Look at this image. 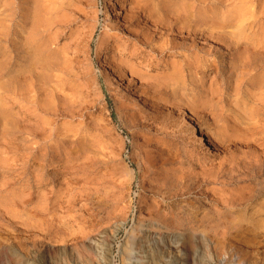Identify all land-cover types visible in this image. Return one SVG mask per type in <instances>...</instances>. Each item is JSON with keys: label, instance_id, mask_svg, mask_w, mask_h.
I'll return each mask as SVG.
<instances>
[{"label": "rangeland", "instance_id": "obj_1", "mask_svg": "<svg viewBox=\"0 0 264 264\" xmlns=\"http://www.w3.org/2000/svg\"><path fill=\"white\" fill-rule=\"evenodd\" d=\"M90 1L92 5L86 6L85 14L96 13V17L91 16L90 19L88 15L86 21L83 16V20L78 17V22L59 40V46H62L69 41L71 32L77 29L80 31L81 28L84 29L81 32H86L94 23L90 37L82 40L86 44L82 41L80 43L83 45L80 54L77 52L78 69L70 70L73 74L69 71L63 73L64 77L58 74L56 81H51L50 85L55 86L56 92L40 89L43 82L21 90L24 85H19L20 80L16 83L18 90L14 91L9 72L11 68L5 64L7 70L0 72V264H34L40 256L52 254L57 249L72 250L78 264H130L135 259L134 253H129V256L123 253L131 230L139 219L144 223L152 221L156 226L157 219L149 215L162 210L157 198L148 192V184L144 179L159 181L170 169H176L177 176H180L189 167L193 179L198 180L195 188L198 193L210 188L217 191L227 187L226 177L219 178L218 183L207 184L201 182L200 176L195 178V174L207 168L209 163L214 166L218 164L221 149L207 148L198 143L182 110L196 114L198 129L213 139L217 138L216 130H221L224 121L216 120L214 127L210 108H190L194 102L200 105L203 100H207V88H218V94L213 100L217 104L216 114H220V106H223L222 116L240 117L243 115L242 108H249L251 94L257 90L245 82L248 74L239 63V57L233 54L235 47L228 46L224 38L216 42L201 39L205 56L209 59L206 64L213 58L222 61L226 67H233L236 77L228 79V72L214 74L206 67L196 72L191 69L193 74L191 72L189 76L187 73L183 85L175 94V100L170 97L165 103L162 102L160 113H157L153 121L149 119L152 116L140 107L139 95H132L128 88L137 90L141 83H146L147 75L152 77L162 68L156 67L157 71L153 70L154 63L153 66L147 62L140 63L134 57L126 56L125 50L113 54L109 42L100 44L105 33L112 35L109 41L127 43L119 37L120 31L106 26L111 14L105 7V0ZM112 1L122 23V8H128L129 1ZM7 2L0 0V20H4L8 12ZM249 2L246 15H243L237 8L240 7L238 0H221L223 16L229 19V22L221 24L222 30L243 29L248 37L239 42L242 46L240 49L245 44L248 48L264 47V0ZM234 7L238 10L234 11ZM247 16L252 18L245 19ZM7 46V37L0 35V54L6 55ZM112 56L116 62H123L121 66L127 65L131 70L135 68L134 73L126 68L122 75L117 76L109 70V66L105 67L108 68L105 72L104 62H109ZM255 56L254 60L264 61V53ZM0 58L1 62L6 56ZM175 59L181 57L175 55ZM164 60H167V54ZM107 72L111 76L106 75ZM85 74L88 76L84 77ZM89 76L97 81L88 79ZM138 76L144 79H138ZM242 76L243 80L239 83ZM174 101L180 105L177 106ZM175 150L181 154V163L166 162ZM242 150L247 149L239 146L230 148L228 155L232 157V165L238 164ZM91 188H95L96 197L99 198L95 201L101 200L106 194L111 196L113 201L110 210L114 211L112 216L116 218H106L110 210L100 202L88 199L91 191H95ZM204 196H200L202 202L207 203ZM187 197L189 202H194L195 194L183 195L181 198ZM181 202L186 204L185 201ZM203 207L205 209L199 210L198 217L214 208L206 204ZM215 210L219 211L217 208ZM122 213L126 217L124 224L121 221ZM161 232L168 233L165 228H161ZM154 233L152 236L156 237L157 230ZM178 233H181V229L172 232ZM208 235L205 259L213 264L214 258L217 259L214 249L216 238L212 232ZM107 241L110 249L108 252L104 248ZM159 243L165 248L164 243ZM179 243L170 244L172 252L165 255L160 264H197L198 251H194L193 245L188 243L177 251ZM11 248L15 256L7 254ZM77 251H80L81 257ZM258 251L264 253L262 248ZM229 255L226 253L222 256L221 264H227ZM63 263L73 264L67 258Z\"/></svg>", "mask_w": 264, "mask_h": 264}, {"label": "bare ground", "instance_id": "obj_2", "mask_svg": "<svg viewBox=\"0 0 264 264\" xmlns=\"http://www.w3.org/2000/svg\"><path fill=\"white\" fill-rule=\"evenodd\" d=\"M7 1L8 12L4 20H0V29L5 30H0V35L7 37L8 46L6 55L0 54L2 58L6 56L5 60L1 61L2 63L0 62V72L7 70L4 67L5 64L11 68L9 72L11 73V82L14 84V91L17 89L16 83L19 80V85H24L21 90L24 88L30 89L35 83L43 82L42 87L44 88L40 86V89L55 91V86L50 85V83L56 81L58 74L62 75L67 71L73 74L71 71L74 68L78 69L77 52L80 51V47L83 45H80V43L90 37L94 23H91L89 30L83 31L84 33L81 32L83 28L80 31L76 28L78 31L71 32L68 36L69 41L62 46H59V40L64 37L66 31L76 21L78 22L76 20L78 17L82 19L83 16L84 21L88 20V15L90 19L96 17V13L94 15H90L89 12L88 15L85 14L87 11L86 6L92 5L91 1L90 3L89 0H64L65 2L63 0ZM128 1V8H122L123 21L120 23L121 21L117 15L119 12L114 2L105 0V7L107 11L109 9V15L111 14L106 26L109 29H114V31H120L121 36L119 37L123 38L127 44L109 41L112 35L107 33L101 38L100 44L109 42L108 45L112 48L113 52H111L113 54L125 50L126 56L134 57L140 63L147 62L151 66L154 63L153 70L157 71L158 67L162 68L152 77L147 75L146 83H141L137 90L133 91L132 88H128L132 95L137 97L139 95L140 107L152 116L149 119L153 121L156 119L155 116L160 113L162 102L165 103L170 97L175 100V94L183 85L187 73L190 76L191 69L196 72L197 69L206 67L214 74L228 72V79H232L233 76L236 77L232 71L233 67H226L222 61L213 58L209 64H206L209 59L205 56L204 45L200 42L201 39L216 42L219 38H224L228 46H234L233 54L239 57V63L244 72L248 74L245 82L257 92L251 94L248 103L249 108H242L243 115L240 117L222 116L223 106H220V114H216L217 104L213 102L214 97L218 94V88L216 87L207 88V100H203L200 105L195 102L190 105V108L199 106L200 110L210 108L209 114L212 116L214 127H216V120L218 122L224 121L221 130H216L217 138L213 137V139L198 129L195 123L196 114L188 112L189 110L187 112L182 110L189 121L195 140L207 148L221 149L218 164L214 166L209 163L207 168H203L201 172L195 174V178L198 179L200 176L202 178L200 179L201 182L207 184L211 182L218 183L219 178L226 177L227 182H225V185L227 187L217 191L215 188H210V190L198 193V191H195L198 180L193 179L189 167L180 176H177L176 169H170L169 173H166L165 177L160 178L159 181L144 179L148 184V192L157 198L159 207L162 210L160 212L156 210L154 214L149 215L157 219L158 224L156 226L152 221L144 223L141 219L138 220L130 232L123 254L129 256V253H134L135 259L130 264H160L164 256L172 252L170 244L180 241L181 243L176 246L177 251L191 243L194 251H198L196 263L212 264L205 259V252L208 248L206 244L207 236H209V232H212L213 237L216 238L214 249L217 255V259L214 258L213 264H221L220 260L226 253L230 254L227 264H264V253L258 251L260 248L264 249V61L254 60L255 55L264 53V47L248 48L245 44L240 49L242 46L239 42L244 38L248 39L244 30H222V23L229 19L223 16L224 11L220 8L221 0ZM238 1L240 7H237L238 5L236 7L239 11L241 10L240 14L244 15L250 0ZM237 8L234 7V11H237ZM250 18L247 16L245 19ZM6 20L7 24H5ZM72 43H75V46H72ZM120 46H123V48H120ZM84 52L86 51L84 50ZM202 52L203 54H200ZM166 54L167 60H164ZM175 55L181 57V59H175ZM104 63L105 72L108 69H105V67L109 66V70H112L117 76L122 75L123 70L126 68L130 73H134L135 68L131 70L127 65L121 66L123 62H116L114 56L110 58L109 62ZM233 63L231 64L233 65ZM129 64L131 65V63ZM260 72L261 74H258ZM88 74H85L84 77ZM106 75L111 76L109 72ZM140 76H142V73ZM65 77L67 76L65 75ZM149 77L153 79L151 80ZM89 78L91 77L89 76ZM138 79L143 80L144 78L139 77ZM83 80L86 82L85 78ZM93 80L97 81L96 78ZM242 80L243 76L238 82L241 83ZM90 83L93 82L90 80ZM173 103L177 106L180 105L176 101ZM140 107L139 112H141ZM237 146L248 151H241V158L235 166L231 164L232 157L228 154L231 147L235 149ZM84 147L86 148V146ZM174 152V155L168 157L166 162L180 164L181 154L178 150ZM180 180L184 181L181 182ZM141 187L143 188V185ZM167 187L172 189L167 190ZM91 190H95V188H91ZM192 193L195 194V197H193L194 202H189L188 197L187 199L181 198L183 195L189 196ZM202 194H205L204 197L207 199V203L202 202L203 199L200 197ZM110 197L109 194H106L101 200L95 201L99 199L96 197V190L91 191V195H88V199L100 202L108 210L111 209V201H113ZM168 199L170 201H167ZM181 201H185L186 204H182ZM205 204L207 206L212 205L219 211L213 208L198 217L199 210L205 209L203 207ZM113 213V210L108 211L106 218H116L112 216ZM122 215L121 221L124 224L126 223V217L123 213ZM161 228H165L168 233H162ZM179 229H181L180 234H172V232ZM155 230L158 232L156 237L152 236V234H155ZM164 239H166L165 243L163 242ZM159 242L164 243L165 248ZM104 248L106 252L110 250L108 241L105 243ZM227 249H229L228 252ZM77 252L81 257L80 251ZM7 254L15 256L12 248L9 249ZM66 258L68 261H72L73 264H78L72 250L61 249H57L52 254L40 256L38 261L33 263L62 264ZM173 264H177V262H173Z\"/></svg>", "mask_w": 264, "mask_h": 264}]
</instances>
